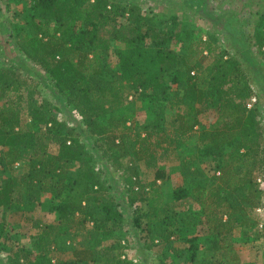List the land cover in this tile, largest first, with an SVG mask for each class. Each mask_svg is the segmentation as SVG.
Returning a JSON list of instances; mask_svg holds the SVG:
<instances>
[{"label": "trees", "instance_id": "1", "mask_svg": "<svg viewBox=\"0 0 264 264\" xmlns=\"http://www.w3.org/2000/svg\"><path fill=\"white\" fill-rule=\"evenodd\" d=\"M24 5L11 14L23 13L29 26L14 30L21 36L15 42L20 60L0 64V174L5 173L0 179V251L10 249L0 264H135L110 241L124 215L82 134L112 166L110 176L118 172L127 203L136 209V202H145L132 221L146 250L177 238L183 226L204 222L176 207L189 197L201 198L204 191L213 205L206 218L216 237L211 247L219 248V237L244 224L241 210L250 213L264 200L254 176L264 177V123L260 95L250 80L252 61L237 49L238 54L221 50L213 37H197L191 18L180 16L184 10H156L153 0H25ZM235 30L245 34L257 63L264 65V10L255 13L250 31ZM24 60L38 74L32 75ZM40 89L61 98L81 117L82 126L58 117L56 104L38 101L48 94ZM251 97L256 102L247 107ZM131 99L151 103L149 113L133 125L121 114ZM168 108L175 110L171 118ZM206 113L215 118L204 125L197 116ZM196 124L197 158L209 157L218 174H207L184 156L185 185L174 188L169 202H161L156 183L168 175L159 163L192 137ZM125 157L142 160L154 173L147 188L139 184L136 166L131 170L122 163ZM45 193L56 198L48 208L58 223L35 220L34 250L21 245L13 250L6 210L26 217L39 210ZM86 226L91 229L82 236ZM183 240L190 264H211L205 256L198 258L197 235Z\"/></svg>", "mask_w": 264, "mask_h": 264}, {"label": "rangeland", "instance_id": "2", "mask_svg": "<svg viewBox=\"0 0 264 264\" xmlns=\"http://www.w3.org/2000/svg\"><path fill=\"white\" fill-rule=\"evenodd\" d=\"M140 3L141 0H136ZM153 0L154 8L156 10L166 9L165 6H169L174 12L178 9L184 10L180 11V16L191 18L195 24V29L197 30V37H202V39L213 37L217 44L224 48H228L230 52L236 53V49L244 53L251 61L250 70L255 72V76L250 80L259 92L260 106L263 112V123H264V76L260 74L264 73L260 71L259 67L264 70V65L258 64L256 58V53H253L254 49L248 48V44L245 39V34L240 35L235 34V29L241 28L242 31L249 30L252 26V22L255 18V13L260 9L264 10V0ZM9 5L6 7V5ZM25 0H0V64H9L10 62L20 60L19 54L16 51L17 45L15 42L21 39V36L16 35V32L20 30L21 27L26 29V19L23 18V13L17 14V16L12 17L11 14L15 11L24 10ZM187 12L188 15L184 13ZM205 12L211 14V18L206 20ZM205 18H203V17ZM216 20H215V19ZM235 22H234V21ZM231 21L234 23L232 26ZM15 29H18L14 31ZM230 30V31H226ZM29 31V30H26ZM243 31V32H244ZM214 32L216 34H214ZM33 33L32 30L29 32ZM232 33V34H229ZM234 33V34H233ZM252 50V51H251ZM221 53V52H220ZM238 54V53H236ZM244 55L240 58L245 62ZM213 56H210V61ZM15 59V60H14ZM24 66L27 70H30L32 75L38 74L39 69L34 66V64L29 63L24 60ZM247 62H245L246 64ZM256 78V79H254ZM46 80V79H44ZM45 84V82L43 81ZM46 88V87H45ZM42 93L48 89H40ZM45 98H38L48 100L52 104H56L60 110L57 112V116L61 119H66L71 126H76L80 128L81 117L76 114L69 107H66L61 98H52L51 92L46 95L42 94ZM166 104V103H165ZM151 103L147 99H131V101L126 104L122 109L121 114L126 120V124L133 125L135 121H142L151 110ZM174 109H167V118H171ZM198 121L207 125L211 122L215 115L213 113L199 114L197 116ZM25 122L30 123L29 119ZM199 131L200 126L196 124L193 129L192 137L186 141V143L176 150V152L169 158L161 161L159 165L163 167L165 173L168 175L167 180L161 182L157 181L156 189L161 193L162 201L169 202L171 200V193L176 186L185 185L181 173V160L184 156L193 158L194 161L198 162L197 166L204 168L207 174H212L218 170L213 171V166L215 162L211 161L209 157L197 158L199 154ZM81 140H85L89 143L92 148L94 155V160L96 167L102 168L104 174L106 175L107 182L113 190L114 198L118 202V207L120 208L122 214L124 215L121 226L114 230L113 236H111L110 241H115L118 243L122 254L126 260H131L135 264H149L151 261H157L162 259L166 264H190L186 258L183 256L185 254V248L187 247V242L183 239L186 236L197 235L198 241L200 243L198 258L205 256L211 261V264H264V200L263 203L255 206L250 213L246 210H241L240 215L242 216V221L244 224L235 225L232 232L225 239L219 237L218 243L219 248H212V243L215 237L214 231L207 228L208 222L206 221L207 215H210V210H212V200L208 198L206 192L201 198H187L181 201V203L176 204V207L187 212V214H197L200 215L204 222L197 226H183L181 234L172 239L166 244H156L149 251L143 247V243L139 240V230L133 225L132 214L136 209H145V202H136L137 208L135 209V204L130 206L126 201V194L123 191V181L121 177L115 173L114 177L110 176V169L112 166L107 167L106 161L101 157L97 148L92 147L91 139L85 135H81ZM134 160V161H133ZM130 157H125L122 159L123 164H127L131 170H136L137 168V179L140 185H147L153 179L154 173L148 171L142 160L133 159ZM202 160V161H201ZM136 166V167H135ZM135 167V168H134ZM134 168V169H133ZM22 166L16 168L15 170H21ZM114 169V168H113ZM112 169V170H113ZM255 173V172H254ZM261 173H255L254 176L257 180L260 179L259 186L264 189V177L261 178ZM5 173L0 174V179ZM148 185L146 186V188ZM198 191H196L197 193ZM150 196H153L152 194ZM56 198L51 193H45L42 196V204L39 210L34 213H29L21 215L20 212L14 209L6 210V220L8 224V229L11 231V242H13V250L17 248L18 245L23 246L29 250H34V235L38 231L36 227L33 226L34 221L39 219L41 222L45 223H58V217L56 213L49 211V204L54 203ZM261 207V211L257 212L256 209ZM91 228L86 226L83 229L82 236H87V231ZM10 248V247H9ZM8 249L5 251H0V259H7ZM53 254H49L51 257ZM70 255H63V257H69ZM20 257V254L18 258ZM52 262H54L55 257L53 256ZM29 264V263H24Z\"/></svg>", "mask_w": 264, "mask_h": 264}, {"label": "built area", "instance_id": "3", "mask_svg": "<svg viewBox=\"0 0 264 264\" xmlns=\"http://www.w3.org/2000/svg\"><path fill=\"white\" fill-rule=\"evenodd\" d=\"M256 99H257V98H255V97H251V98L248 100L246 106H247V107H251L252 104H253L254 102H256ZM258 181L260 182V179H258ZM256 211H257V212H260V211H261V207H258V208L256 209Z\"/></svg>", "mask_w": 264, "mask_h": 264}]
</instances>
